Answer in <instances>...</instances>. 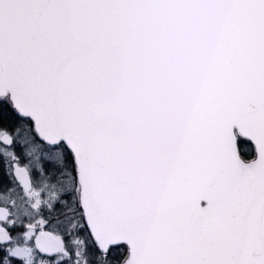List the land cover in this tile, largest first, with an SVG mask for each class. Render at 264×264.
Masks as SVG:
<instances>
[{
	"label": "snow or ice",
	"instance_id": "6c2138e0",
	"mask_svg": "<svg viewBox=\"0 0 264 264\" xmlns=\"http://www.w3.org/2000/svg\"><path fill=\"white\" fill-rule=\"evenodd\" d=\"M0 264H264V0H0Z\"/></svg>",
	"mask_w": 264,
	"mask_h": 264
}]
</instances>
